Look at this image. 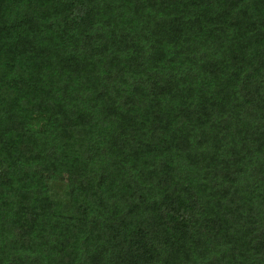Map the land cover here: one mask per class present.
<instances>
[{
    "label": "trees",
    "instance_id": "16d2710c",
    "mask_svg": "<svg viewBox=\"0 0 264 264\" xmlns=\"http://www.w3.org/2000/svg\"><path fill=\"white\" fill-rule=\"evenodd\" d=\"M0 264H264V0H0Z\"/></svg>",
    "mask_w": 264,
    "mask_h": 264
}]
</instances>
